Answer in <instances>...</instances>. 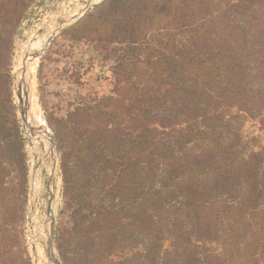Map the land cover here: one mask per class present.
<instances>
[{
    "label": "trees",
    "instance_id": "16d2710c",
    "mask_svg": "<svg viewBox=\"0 0 264 264\" xmlns=\"http://www.w3.org/2000/svg\"><path fill=\"white\" fill-rule=\"evenodd\" d=\"M28 1L0 0V264H30L15 252L27 168L1 71ZM71 29L121 54L111 93L53 126L63 264H264V142L239 129L264 126V0H105Z\"/></svg>",
    "mask_w": 264,
    "mask_h": 264
},
{
    "label": "rangeland",
    "instance_id": "374dc122",
    "mask_svg": "<svg viewBox=\"0 0 264 264\" xmlns=\"http://www.w3.org/2000/svg\"><path fill=\"white\" fill-rule=\"evenodd\" d=\"M103 1L105 0L90 4L82 16L70 20L68 17L70 12L82 2L29 0L18 23L5 34L1 71L10 80L9 91L15 105L14 113L27 168L24 189L20 190L19 203L22 207L17 223L19 238L16 241L15 252L17 258H24L30 264H55L47 252L53 220L55 221L54 252L63 264L57 248V230L62 224L61 210L64 204L63 181L60 151L53 126H58L57 119L64 117L80 102L89 97L109 95L114 87V68L117 64V56L121 54L119 50L121 45L114 43L101 47L95 41L72 37V26L94 12L95 6ZM87 4L88 2L85 6ZM47 37L48 39L52 37L50 42H47L41 52L32 54L33 61L30 62L32 69H35L32 72L31 83L25 85L29 87L28 99L36 104L38 113L45 121L44 128L49 130L52 142V152L42 149L43 156L39 155L41 160L36 157L37 161H35L29 148V135L36 137L40 129L34 124L23 121L17 96V83L19 72L26 69L24 65L30 47L37 39L46 42ZM30 108L28 113L31 116ZM30 126L34 127V130H31ZM239 129L245 140L255 139V144L264 142V126L258 119L243 117ZM15 181L19 186L23 183V178L18 175Z\"/></svg>",
    "mask_w": 264,
    "mask_h": 264
},
{
    "label": "bare ground",
    "instance_id": "6f19581e",
    "mask_svg": "<svg viewBox=\"0 0 264 264\" xmlns=\"http://www.w3.org/2000/svg\"><path fill=\"white\" fill-rule=\"evenodd\" d=\"M79 2H82L81 5H78L76 7L75 10L71 11L70 14H69V19H73L74 17L76 18L77 16L81 15L82 14V11H84L86 9V6H85V3L86 2H89L90 4H94V3H97L99 2L100 0H78ZM78 2V3H79ZM72 7V6H71ZM43 29V28H42ZM49 34V33H48ZM48 36V35H47ZM40 38V37H39ZM44 38V37H43ZM35 39V38H34ZM48 37H47V40L46 42H44V40H40V39H37L34 44L32 45V47H30V51L28 52V56L26 58V63L24 65V69L25 71H21L19 72L20 74L18 75V83H17V90H18V86L21 85L22 86V89H24L25 85L26 84H30L31 83V77H32V72H34V69H32L31 67V60L33 61V58H32V54L34 53H38L40 50L43 49V47L45 45H47V42H48ZM32 42H33V39H32ZM29 43V42H28ZM31 43V42H30ZM28 46V45H27ZM41 52V51H40ZM24 58V56H23ZM21 58V59H23ZM37 60V59H36ZM22 61V60H21ZM35 62V61H34ZM33 62V63H34ZM20 63V62H19ZM37 63V62H36ZM21 67V66H20ZM35 67V66H34ZM23 68V67H21ZM20 68V69H21ZM27 89H29V87L27 86L26 87ZM30 105H31V108H30ZM28 108H30L31 110V116L29 115L28 113V123H30L31 125L34 124L35 126L39 127V135L36 134V137H30L29 135V148H30V151L31 153H33L34 155V159L37 157L39 159V155H42L41 154V150L42 149H46L48 151H51V137H50V134L49 133H46L44 132V126H45V121L44 119L42 118V116L38 113V109H37V106L36 104L33 102V100H30L29 101V106ZM29 112V111H28ZM28 137V136H27ZM28 139V138H27ZM46 152V151H45ZM52 152V151H51ZM50 152V153H51ZM51 155V154H50ZM43 156V155H42ZM52 157V156H51ZM43 159V157H42ZM41 160V158L39 159ZM35 161H37L35 159ZM50 164V163H49ZM48 165V164H47ZM52 170V169H51ZM34 192V191H33ZM34 194V193H33ZM57 201V200H56ZM54 214V213H53ZM48 215V214H47ZM52 216V215H50ZM32 218V217H31ZM50 219V217H49ZM35 221V220H33ZM43 221V219H42ZM35 223V222H34ZM40 223V222H39ZM44 225V224H43ZM49 225V224H48ZM32 226V225H31ZM37 226V225H36ZM36 228V227H35ZM39 228V227H38ZM37 232V231H36ZM37 234V233H36ZM38 234H39V230H38ZM38 236V235H36ZM37 238V237H36ZM35 240V238H34ZM38 241V240H37ZM45 241V240H44ZM43 242V241H42ZM36 243V241L34 242V244ZM45 246V244H44Z\"/></svg>",
    "mask_w": 264,
    "mask_h": 264
},
{
    "label": "water",
    "instance_id": "95a60500",
    "mask_svg": "<svg viewBox=\"0 0 264 264\" xmlns=\"http://www.w3.org/2000/svg\"><path fill=\"white\" fill-rule=\"evenodd\" d=\"M89 6H90V3L88 2V4L86 5V9L82 11V14L79 15L78 18L82 16L88 10ZM51 39L52 37L48 40V42H50ZM18 87L19 88L17 90V96H18L19 103H20L21 116H22L23 121L25 123H28V106H29L28 89L26 88V86L24 87V89H22L21 85H19ZM30 129L34 130V127L30 126ZM44 132L49 133V130L47 128H44ZM54 231H55V221L53 220L51 224L47 252L52 262H54L55 264H62L61 260L55 255V252H54Z\"/></svg>",
    "mask_w": 264,
    "mask_h": 264
}]
</instances>
